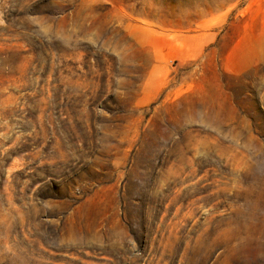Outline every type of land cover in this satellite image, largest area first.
<instances>
[{"label":"rangeland","instance_id":"374dc122","mask_svg":"<svg viewBox=\"0 0 264 264\" xmlns=\"http://www.w3.org/2000/svg\"><path fill=\"white\" fill-rule=\"evenodd\" d=\"M0 264H264V0H0Z\"/></svg>","mask_w":264,"mask_h":264}]
</instances>
